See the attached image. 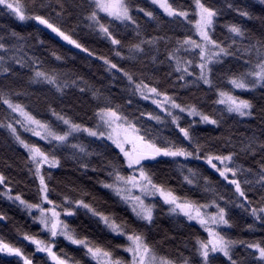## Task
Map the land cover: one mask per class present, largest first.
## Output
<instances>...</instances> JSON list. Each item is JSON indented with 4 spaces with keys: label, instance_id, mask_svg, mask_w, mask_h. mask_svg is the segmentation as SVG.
Masks as SVG:
<instances>
[{
    "label": "snow or ice",
    "instance_id": "obj_1",
    "mask_svg": "<svg viewBox=\"0 0 264 264\" xmlns=\"http://www.w3.org/2000/svg\"><path fill=\"white\" fill-rule=\"evenodd\" d=\"M149 2L155 10L141 7L137 0H0V10L19 22H32L35 28V35L15 30L0 35V76L22 79L17 68L20 72L30 70L28 86L48 89L41 102L55 117V124L39 118L42 114L31 103L22 102L31 100L32 94L0 85V107L5 109L0 128L6 129L25 152L27 179L35 186L32 199H26L16 190L18 184L0 172V199L25 212L50 240L63 237L79 246L89 264H176L157 255L143 231L155 223L157 201L167 206L170 215L182 217L189 225L195 222L207 234L206 238L194 236L190 256L180 254L179 264H215L221 258L223 264H264V239H233L227 234L233 227L234 210L252 218L253 223L246 225L249 231L254 233L256 223L264 227V156L254 168L237 163L241 155L251 154L255 159L257 148L264 153V141L249 137L238 148L227 138L216 148L211 142L202 143L203 137L197 134L200 125L219 128L224 115L253 117L252 102L234 93L264 88V29L254 37L240 24L227 23L223 26L227 36L222 39L215 31L222 9L210 0H188L187 5L175 0ZM235 10L240 17L251 19L247 9ZM73 21L106 42L111 55L97 56L74 38ZM261 21L264 23V17ZM41 32L99 62L110 83L98 88L75 72L50 66L39 55H29L36 47H45ZM50 58L56 65L74 59L55 50L50 51ZM161 68L167 71L156 75ZM204 86L216 96L213 104L222 110L219 116L203 111L199 100L190 102L179 95L180 90ZM70 90L88 98L92 115L85 112L86 122L67 115L70 107L57 111L56 105L65 103ZM144 103L153 110L140 108ZM260 119L264 124V109ZM184 120H189L187 126H182ZM19 130L38 139L30 142ZM85 134L111 155L101 169L92 167L91 171H104L106 179L98 183L125 206L134 218L132 224L93 207L83 191L80 198H74L75 189L56 193L52 186V173L62 167L64 153H71L70 159L85 174L91 158L102 155L90 152L91 145L72 143ZM164 158L175 165L191 196L179 195L168 181L157 182L150 166ZM80 210L95 227L124 240V244L112 249L89 236L80 237L67 222ZM8 219L0 211V221ZM20 239L34 246L31 255L3 239L0 254L17 258L18 264H79L63 253L58 255L55 244L38 238V234L22 232ZM237 247L243 255L235 251ZM120 250L127 258L114 254ZM38 254L46 259L36 261Z\"/></svg>",
    "mask_w": 264,
    "mask_h": 264
},
{
    "label": "trees",
    "instance_id": "obj_2",
    "mask_svg": "<svg viewBox=\"0 0 264 264\" xmlns=\"http://www.w3.org/2000/svg\"><path fill=\"white\" fill-rule=\"evenodd\" d=\"M137 2L141 7L155 10L149 0H137ZM175 2L177 4L187 5L188 0H175ZM210 2L222 9V14L217 20L215 28L217 36L222 39L227 36V30L223 27L227 23H238L245 28L248 34L254 37L260 36L261 30L264 29V23L261 21V17H264V4L262 2L259 0H210ZM228 4H233L234 8H229ZM236 8L250 11L251 19L240 17L235 10ZM143 19L141 15L140 20L143 21ZM76 23V21L72 22L73 30L76 32L74 38L80 40V42L84 43L91 50H94L97 56L111 55L110 48L106 42L89 33L83 24L77 27ZM81 29H83V31ZM12 30L24 35L28 33L35 35V28L32 22H19L5 11L0 10V35H7ZM169 34L172 35V33ZM40 37L44 39L45 47H36L33 52L28 53L29 55H39L44 58L50 66H58L70 72H75L77 75L83 76L89 83L95 84L98 88H102L104 85L110 83L109 79L105 78L104 70L99 62L86 59L85 54H81L78 50H73V48L58 42L46 32H41ZM29 42L35 45V41ZM244 42L247 43V41ZM51 50H55L58 54L66 57H73L74 59L68 60L66 64L56 65L50 58ZM166 71L167 68H161L160 72L156 75L162 76ZM17 73L18 77H22V79L12 76H8L7 78L0 76V85L11 87L15 91H27L32 94L31 100H22V102L31 103L36 112L42 114L39 118L50 120L55 124V117H52L50 113L46 112V106L41 102L44 94L48 93V89L28 86L27 81L30 76V70L25 69L23 72H20L19 68H17ZM121 87H123V85H121ZM234 94L252 102L254 106L253 117L241 118L234 114L224 115L221 119L219 128L216 126L200 125L197 134L203 137L202 143L211 142L216 148H219L224 139L231 138L237 143V147L239 148L241 143L246 144L248 142L249 137H256L258 142L264 141V124H262L260 119L261 109H264V88H257L254 91L236 90ZM179 95L190 102L199 100L202 110L209 114L216 112L219 116L222 111L213 104V101L216 100V96L207 86L199 89L193 87L188 91L180 90ZM37 97H40V101H37ZM56 107L57 111H60L61 108L70 107L72 110L67 111L66 114L74 119L77 117L84 118L81 122H86L85 112H87V116L92 115V106L88 103V98L79 96L74 90L69 91L68 98L64 104L56 105ZM139 107L148 111L153 110L148 103L141 104ZM4 117L5 109L0 107V121H2ZM92 123H94V121ZM188 123L189 120H184L182 126H187ZM20 132L22 137L30 142H36L38 139L31 137L30 133H24L23 130ZM76 142L91 145L89 148L90 152L100 153L102 155L91 158L90 170L85 174L80 171L78 165L70 159L71 153H64L66 159L62 161V167L58 171L54 170L52 173V186L55 188L56 193H68L75 189L76 191L72 193L74 198H80L79 193L83 191L87 193V196L84 197L86 202L91 203L93 207L105 213L115 214L132 224L134 218L130 213L125 211V206L116 199L114 194L103 189L98 183V181L106 179L104 171H99L98 174L91 171L92 167L101 169L102 165L106 163L108 159H111V155L105 152L103 148H100L87 139L86 134L79 136L78 140L72 141V143ZM256 151L257 154L255 159L252 158L251 154L241 155L237 163L242 164L245 168L256 167V162L261 159V156H264V153H260L258 148ZM25 161L26 154L23 149L15 144L6 129L0 128V172H3L14 184H18L16 190L22 191L26 199H32L35 186L28 182L24 166ZM150 167L157 178V182L168 181L170 186L176 189L179 195H192L188 187L181 183V178L175 171V165L171 164L167 158L159 160L158 163ZM201 171H203L204 175L209 176L211 180L214 182L216 181L215 176H212L203 169H201ZM221 191H224L222 187ZM193 198L199 199L200 197L195 196ZM156 204L155 223L151 225L150 228H144L143 231L155 245L157 255L172 259L176 261V264H179L178 257L180 254L190 256L192 248L190 241L194 236L206 238L207 234L194 222L189 225L182 217L170 215L167 206L163 205L162 202L157 201ZM0 211L4 212L9 217L7 221H0V239L24 248L25 251L31 255L34 251V246L22 241L20 235L22 232L38 234V238L55 244L54 251H56L58 255L63 253L65 254V258L70 257L73 262L78 261L79 264H89V260L84 256V252L79 246L72 245L63 237H58L55 241L50 240L48 235L42 233L38 225L33 224L27 214L19 208L11 206L8 202L0 199ZM67 222L70 227L77 231L80 237L89 236L94 242L106 248L111 246L112 249H115L117 245L124 244V240L114 239L106 230L95 227L90 218L84 214V210H80L76 217L68 218ZM232 222L233 227L227 233L230 238L249 241L264 239V227H261L259 223L255 224L254 233L247 229L246 225L253 223L252 218L247 216V214L239 210H234ZM133 226L136 225L133 224ZM235 251L239 255H243L239 247H237ZM114 254L119 257L127 258L122 250L116 251ZM44 259H46V257L43 254H38L35 257V260L39 262H42ZM0 264H18V261L15 257L0 254ZM49 264H51L50 261ZM215 264H223L222 258L217 259Z\"/></svg>",
    "mask_w": 264,
    "mask_h": 264
},
{
    "label": "water",
    "instance_id": "obj_3",
    "mask_svg": "<svg viewBox=\"0 0 264 264\" xmlns=\"http://www.w3.org/2000/svg\"><path fill=\"white\" fill-rule=\"evenodd\" d=\"M56 39V38H55ZM58 42H60V43H62V44H64V45H66V46H69V45H67L65 42H61L59 39H56ZM69 47H71L72 48V46H69ZM50 263L52 264V262L50 261Z\"/></svg>",
    "mask_w": 264,
    "mask_h": 264
},
{
    "label": "rangeland",
    "instance_id": "obj_4",
    "mask_svg": "<svg viewBox=\"0 0 264 264\" xmlns=\"http://www.w3.org/2000/svg\"><path fill=\"white\" fill-rule=\"evenodd\" d=\"M260 2H261V0H259ZM264 4V3H263ZM19 131H21V130H19ZM168 209V208H167ZM195 223V222H194ZM5 255V254H4ZM7 256V255H6Z\"/></svg>",
    "mask_w": 264,
    "mask_h": 264
}]
</instances>
